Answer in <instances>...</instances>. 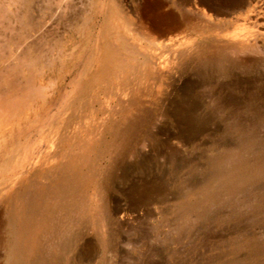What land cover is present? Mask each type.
Listing matches in <instances>:
<instances>
[{"label": "bare ground", "instance_id": "6f19581e", "mask_svg": "<svg viewBox=\"0 0 264 264\" xmlns=\"http://www.w3.org/2000/svg\"><path fill=\"white\" fill-rule=\"evenodd\" d=\"M188 70L234 77L223 88L249 102L221 98L238 141L212 157L211 176L187 179L180 190L197 197L181 218L208 221L233 200L235 215L257 210L264 112L250 103L264 91V0H0V264H81V239L112 222L117 169L156 142L146 98L157 104L165 80ZM191 101L173 110L188 135L203 122ZM149 184L132 195L150 198ZM260 232L206 264H264Z\"/></svg>", "mask_w": 264, "mask_h": 264}, {"label": "rangeland", "instance_id": "374dc122", "mask_svg": "<svg viewBox=\"0 0 264 264\" xmlns=\"http://www.w3.org/2000/svg\"><path fill=\"white\" fill-rule=\"evenodd\" d=\"M238 74L246 80L254 76L252 72ZM233 81L234 77L188 70L174 76L173 80H165L162 92L153 99L157 104L146 98L155 117L147 131L156 135V142L148 141L139 159L125 160L129 166L127 172L117 169L108 192L112 222L103 225L101 235L95 229L88 230L81 239V264H206L210 259L226 258L232 252L235 237H251L264 231V205L254 211L243 208V214L235 215V200L220 209L219 216L208 221L196 216L189 222L181 218L183 204L197 197L194 193L187 197L183 195L184 190H180L184 189L187 179L202 181L211 176L212 157L224 152L226 144L238 141V133L229 126L233 121L231 110L220 106L221 101L230 97L249 102L245 91L234 86L223 88L226 84L233 85ZM263 81L264 78L258 85H263ZM171 92L174 93L171 95ZM261 93L255 89L256 98L250 104L258 105L264 112V91ZM185 101H191L194 114L203 118L199 128L189 135L173 112L175 107L187 106ZM262 127L257 128L260 135H264ZM168 146L176 149L175 157L163 153ZM110 162L109 159L102 161L105 167H110ZM146 183L154 185L150 198L132 195L135 184Z\"/></svg>", "mask_w": 264, "mask_h": 264}]
</instances>
